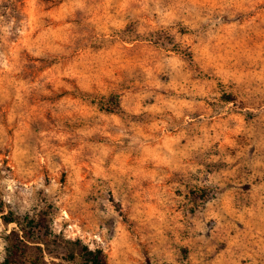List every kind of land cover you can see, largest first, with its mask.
<instances>
[{"label": "rangeland", "instance_id": "374dc122", "mask_svg": "<svg viewBox=\"0 0 264 264\" xmlns=\"http://www.w3.org/2000/svg\"><path fill=\"white\" fill-rule=\"evenodd\" d=\"M0 212V264H264V0H0Z\"/></svg>", "mask_w": 264, "mask_h": 264}, {"label": "trees", "instance_id": "16d2710c", "mask_svg": "<svg viewBox=\"0 0 264 264\" xmlns=\"http://www.w3.org/2000/svg\"><path fill=\"white\" fill-rule=\"evenodd\" d=\"M1 213V212H0ZM3 220H4V222L6 223V224H10V223H13V222H15L13 219H11L10 217H7V216H4L3 215ZM31 224H33V221H31ZM14 248H16L15 246H13L12 247V249H14ZM12 249H11V251H12ZM6 264H19L17 261H16V259L15 258H13V259H7L6 261ZM29 262H30V264H39V262L36 260V258L35 259H31V260H29ZM94 262V261H93ZM93 264H96V263H93Z\"/></svg>", "mask_w": 264, "mask_h": 264}]
</instances>
